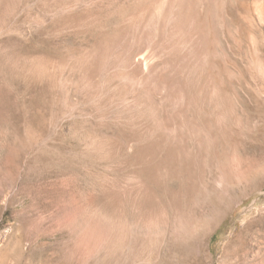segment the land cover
I'll return each mask as SVG.
<instances>
[{
	"label": "rangeland",
	"instance_id": "374dc122",
	"mask_svg": "<svg viewBox=\"0 0 264 264\" xmlns=\"http://www.w3.org/2000/svg\"><path fill=\"white\" fill-rule=\"evenodd\" d=\"M193 1L135 94L93 63L148 0H0V264H264V0Z\"/></svg>",
	"mask_w": 264,
	"mask_h": 264
},
{
	"label": "bare ground",
	"instance_id": "6f19581e",
	"mask_svg": "<svg viewBox=\"0 0 264 264\" xmlns=\"http://www.w3.org/2000/svg\"><path fill=\"white\" fill-rule=\"evenodd\" d=\"M194 3L193 0H148L146 5L141 4L131 12L127 13L123 18L121 22V30L119 29L120 33L117 34L118 37L112 43L110 42V45L108 43V47L105 46L106 48L100 49V53L95 58V64L93 63V65H96L100 74L103 73L109 75L110 79H107L108 83L112 82L115 84V82H118L121 86H124L127 89L130 88L128 89L130 91H134L132 89L135 88L142 89V91L144 90L147 93H149L150 89L151 91L154 90V92L155 90L156 92H159L162 89L164 91V84L167 81L163 80L161 76H159L160 74L158 75L160 71H157V68L159 67L157 63L152 62L151 58L149 59L148 57L137 55L136 59L133 56L136 54V50H139V46L148 43L154 46L153 56L158 57L157 54H161L159 57L162 58V56H164V51L167 49V47L161 49L157 43V40L161 38L160 34L162 33H167L168 35L171 34L169 36L174 35L175 38H178L175 34H183L184 31L185 33L190 31V35L192 34V31H196V34L198 35L201 28L196 30L197 22L192 23L194 25L190 24L187 29H185L186 23L184 25L185 28L183 26L179 28V23L184 21L183 19L189 18L191 15L189 12ZM187 25H189V23H187ZM163 36L164 35H162V37ZM174 36H172V38ZM194 37L196 36L194 35ZM163 39H165V36ZM162 41L163 40H161V42ZM163 45L165 46V43ZM93 65L92 67H94ZM167 79H169V77ZM104 82L102 83L104 84ZM90 84L91 83H89V86ZM127 89L125 90L128 91ZM136 90L138 89H135V91ZM135 91L132 93H135ZM128 93L130 92L128 91Z\"/></svg>",
	"mask_w": 264,
	"mask_h": 264
}]
</instances>
